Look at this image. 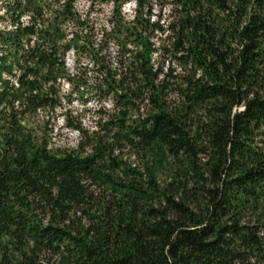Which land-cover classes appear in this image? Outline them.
I'll return each mask as SVG.
<instances>
[{
    "label": "trees",
    "instance_id": "obj_1",
    "mask_svg": "<svg viewBox=\"0 0 264 264\" xmlns=\"http://www.w3.org/2000/svg\"><path fill=\"white\" fill-rule=\"evenodd\" d=\"M126 1L103 0L112 10L98 42L73 0L53 17L55 0L1 1L11 28L0 29V264H264V0H176L170 54L185 72L174 109L146 36L163 28L146 0L126 19ZM73 18L85 32L66 38ZM70 48L99 97L120 105L103 124L112 140L94 138L85 154L52 150L22 124L73 81ZM122 140L143 150L142 169L114 154Z\"/></svg>",
    "mask_w": 264,
    "mask_h": 264
},
{
    "label": "rangeland",
    "instance_id": "obj_2",
    "mask_svg": "<svg viewBox=\"0 0 264 264\" xmlns=\"http://www.w3.org/2000/svg\"><path fill=\"white\" fill-rule=\"evenodd\" d=\"M55 1L57 3L52 5L47 16L51 14L50 17H53V10L58 7V3L65 0ZM1 5L2 2H0ZM3 7H0V14L4 13ZM134 8L135 0H128L122 3L120 11L126 19H131ZM111 10L112 4L105 3L103 0H73L72 2L73 14L85 20L95 42L104 38L102 35L108 30ZM144 10H149L151 13L150 22H158L163 28L158 32L148 27L146 36L156 49L152 54L154 66L161 67L163 73H166L163 78L170 82V87L166 89L168 96L165 99L169 108L174 109L181 106L182 98L179 90L173 88L180 83V77L185 71L170 54L172 31L169 28L179 18L180 7L176 0H146ZM62 26L66 38H69L73 32L81 34L85 32L84 28L76 25L74 18L65 20ZM3 28H11L7 19H0V29ZM107 47L103 44V53L113 56L116 50L115 45L109 43ZM64 63L66 71L73 76V81L67 83L61 80L55 84L58 97L56 106L24 114L22 124L32 133L35 140L45 141L52 150H74L85 154L91 151L95 143L94 138L101 136L104 141L112 140L110 132L104 129L103 124L119 113L120 105L113 104L110 97L106 100L99 97L94 83L96 73L88 71L85 74V71L77 66L78 63L71 48L64 53ZM79 80H84L85 83H80ZM146 110V101H141L137 113L144 114ZM114 154L139 169L146 164L147 156L143 150L123 140L117 143ZM156 172L158 180L164 182L169 175L167 164L158 166ZM260 220L264 222V214L260 216ZM262 234L264 236V229Z\"/></svg>",
    "mask_w": 264,
    "mask_h": 264
},
{
    "label": "built area",
    "instance_id": "obj_3",
    "mask_svg": "<svg viewBox=\"0 0 264 264\" xmlns=\"http://www.w3.org/2000/svg\"><path fill=\"white\" fill-rule=\"evenodd\" d=\"M0 2H1V0H0ZM23 18H25V20L27 21V19H28V16L27 15H25V16H22ZM21 17V20L23 21L24 19ZM23 21L24 23H26V21ZM19 71L17 70L16 71V73H18Z\"/></svg>",
    "mask_w": 264,
    "mask_h": 264
}]
</instances>
